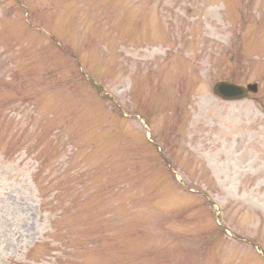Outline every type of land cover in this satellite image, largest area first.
Instances as JSON below:
<instances>
[{"label":"rangeland","instance_id":"1","mask_svg":"<svg viewBox=\"0 0 264 264\" xmlns=\"http://www.w3.org/2000/svg\"><path fill=\"white\" fill-rule=\"evenodd\" d=\"M0 264H264V0H0Z\"/></svg>","mask_w":264,"mask_h":264},{"label":"water","instance_id":"2","mask_svg":"<svg viewBox=\"0 0 264 264\" xmlns=\"http://www.w3.org/2000/svg\"><path fill=\"white\" fill-rule=\"evenodd\" d=\"M257 93V85H248L246 87L236 86L226 82H218L213 87V94L224 101H240L247 97L248 94Z\"/></svg>","mask_w":264,"mask_h":264}]
</instances>
